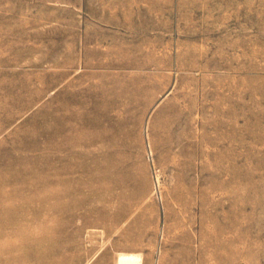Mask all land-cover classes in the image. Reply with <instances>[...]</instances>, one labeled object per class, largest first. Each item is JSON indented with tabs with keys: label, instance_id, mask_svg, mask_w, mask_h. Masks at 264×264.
<instances>
[{
	"label": "rangeland",
	"instance_id": "374dc122",
	"mask_svg": "<svg viewBox=\"0 0 264 264\" xmlns=\"http://www.w3.org/2000/svg\"><path fill=\"white\" fill-rule=\"evenodd\" d=\"M120 254L264 264V0H0V264Z\"/></svg>",
	"mask_w": 264,
	"mask_h": 264
},
{
	"label": "bare ground",
	"instance_id": "6f19581e",
	"mask_svg": "<svg viewBox=\"0 0 264 264\" xmlns=\"http://www.w3.org/2000/svg\"><path fill=\"white\" fill-rule=\"evenodd\" d=\"M117 264H139V258L132 254H120Z\"/></svg>",
	"mask_w": 264,
	"mask_h": 264
},
{
	"label": "crops",
	"instance_id": "0c3cea01",
	"mask_svg": "<svg viewBox=\"0 0 264 264\" xmlns=\"http://www.w3.org/2000/svg\"><path fill=\"white\" fill-rule=\"evenodd\" d=\"M60 247H64V246H62V245H59ZM57 253H59V250H58V248H57ZM111 257V256H110ZM118 260V257L116 258V260H115V264H117V261ZM57 261L59 262V261H62V258H57ZM109 261L111 262V260L109 259Z\"/></svg>",
	"mask_w": 264,
	"mask_h": 264
}]
</instances>
